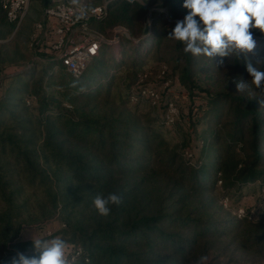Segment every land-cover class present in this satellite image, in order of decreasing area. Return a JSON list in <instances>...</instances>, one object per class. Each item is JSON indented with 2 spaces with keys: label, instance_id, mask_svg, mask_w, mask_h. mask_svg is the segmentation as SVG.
<instances>
[{
  "label": "trees",
  "instance_id": "1",
  "mask_svg": "<svg viewBox=\"0 0 264 264\" xmlns=\"http://www.w3.org/2000/svg\"><path fill=\"white\" fill-rule=\"evenodd\" d=\"M182 5L113 1L94 26L106 35L125 28L127 54L119 59L103 45L80 79L69 76L54 92L43 76L55 63L47 39L30 45L45 5L32 0L13 37L0 6V77L24 68L32 52L43 72L0 79V88L10 81L0 90V264L33 255L32 242L19 241L23 230L58 218L64 227L48 238L81 248L76 264H195L225 240L264 253V94L246 69L251 62L264 71V34L252 29L257 46L247 57L193 56L168 38L187 14ZM241 80L247 87L238 92ZM149 87L164 113L177 107L186 145H172L144 111ZM257 184L247 206L243 190ZM109 193L122 202L101 216L93 200ZM230 196L235 207L222 203Z\"/></svg>",
  "mask_w": 264,
  "mask_h": 264
},
{
  "label": "clouds",
  "instance_id": "2",
  "mask_svg": "<svg viewBox=\"0 0 264 264\" xmlns=\"http://www.w3.org/2000/svg\"><path fill=\"white\" fill-rule=\"evenodd\" d=\"M187 14L178 20L168 38L182 42L184 52L193 56L229 57L232 54L245 57L252 53L257 42L252 29L264 34V0H183ZM198 17V19H197ZM251 83L264 94V71L246 65ZM238 92H243L247 83L237 82ZM122 202L117 193L106 197L98 194L93 205L101 216L111 213V206ZM33 255L17 252L11 264H76L75 257L66 255V242L55 237L32 239ZM208 256H200L195 264H208Z\"/></svg>",
  "mask_w": 264,
  "mask_h": 264
},
{
  "label": "built area",
  "instance_id": "3",
  "mask_svg": "<svg viewBox=\"0 0 264 264\" xmlns=\"http://www.w3.org/2000/svg\"><path fill=\"white\" fill-rule=\"evenodd\" d=\"M45 6L43 18L35 23L31 36V47L43 41L49 43L55 63H60L68 75L80 79L89 65L99 57L103 45H112L118 39L100 33L94 23L102 21L108 15L109 5L113 0H40ZM129 4L139 0H123ZM32 0H0V6L5 11L8 21L14 25L15 35L25 19ZM122 32V31H121ZM127 34V32H126ZM36 59V58H35ZM168 84H165L167 87ZM136 89L132 91L133 103L136 101ZM158 89L149 87L142 90V99H148L153 106L160 101ZM30 104V101L28 102ZM179 116L177 107L170 103L165 113L167 124H174ZM244 211L239 210L241 217ZM82 249L66 251L69 259L77 257Z\"/></svg>",
  "mask_w": 264,
  "mask_h": 264
},
{
  "label": "rangeland",
  "instance_id": "4",
  "mask_svg": "<svg viewBox=\"0 0 264 264\" xmlns=\"http://www.w3.org/2000/svg\"><path fill=\"white\" fill-rule=\"evenodd\" d=\"M113 1H115V0H113ZM102 2H104V0L94 1V3H102ZM147 23H148V21H147ZM33 28H34V26H33ZM126 32H127V34H126ZM114 34L118 35V40H116L115 43H113L112 45L109 44V46L107 48H105L104 50H105V52H107V54H109V55L114 54L117 58L120 59L121 57H125V54H127L125 50H127V48L130 46L127 43V40L128 39L131 40V37H129L128 31L123 27H117L113 31L107 32V35L111 39L114 38V36H115ZM13 36L14 35H12V37ZM5 42L6 41H0V44H4ZM29 44L30 43H28V47H29ZM35 58L36 57H34V53L32 52L30 57H29L30 62L28 64H25L26 66L24 68L19 69V71H14L12 74H8V75H17V74H22V73L23 74L26 73L29 75H35V76L43 75V72L41 69L42 64L41 63L38 64V63L34 62L37 59V58L36 59ZM20 71H21V73H20ZM8 75H2L0 77V79L5 78V77H9ZM43 76H44L45 81H48L50 79V87L48 89V92H54L57 89L55 87V85H57V84L65 85V84H70L72 82L68 73L62 68V65L60 63H54L51 68L47 69V73H45ZM204 77L206 79L207 75H205ZM38 78H40V77H38ZM207 82L210 85V87H212V89L216 88V86L213 84L212 81H210L208 79ZM9 85H10V81L8 80V78L3 79V84L0 88L1 92L5 93V90L9 87ZM143 109L151 119L155 120V128L160 130L162 132V135L165 137V139H167L169 142H171L172 145L180 147V145H182V144L183 145L187 144V141L184 142V137L186 135V129H185L186 124L184 123V121H181V122L178 121L176 124L174 123L175 125L174 124H167V127H165V126H162L160 124L161 123L160 121H162L161 119L165 116L164 115L165 113L163 112L162 108H159V106H153L152 105L150 108L145 107ZM177 119H178V117H176L175 122L177 121ZM183 148H184V146H183ZM218 185L220 186V183ZM259 186H260L259 184H257V186H253V187L248 186L246 189L243 190V193L245 195L247 194L245 196V199H244L246 201L247 206L255 204L254 203L255 197L250 196V194H248V193L252 192L253 188L256 187L255 191H257V192H256L255 196L258 195L260 193V189L258 188ZM221 192H222L221 190L218 191V193H221ZM222 203L225 206L228 204L229 205L231 204L232 207L236 206L235 200L232 196L225 199ZM230 211L234 212L232 209H230ZM242 211H245V210H242ZM62 227H64L63 222L60 218H58V219H54V220L50 221L46 225V227L43 229H38V228H33V229H36V231L38 233L37 237H39L41 239H51L53 237H50V238H48V237L51 236V234H54L55 232L62 229ZM25 229H29V228H25ZM22 233H21V235H22ZM19 241L23 242V243L24 242H32V241L21 240V236L19 238ZM228 243H229V241L225 240L224 242H222V244L220 246H217L218 248L210 250L209 254H208V258H209L208 263H211V264H264V257H263L264 253H263V251L261 252L259 249H253V250H244L245 252H243V251L238 250L235 247V245H229Z\"/></svg>",
  "mask_w": 264,
  "mask_h": 264
},
{
  "label": "crops",
  "instance_id": "5",
  "mask_svg": "<svg viewBox=\"0 0 264 264\" xmlns=\"http://www.w3.org/2000/svg\"><path fill=\"white\" fill-rule=\"evenodd\" d=\"M38 233L36 231V229L33 228H29V229H25L21 235V240L23 241H32V239H37L39 237Z\"/></svg>",
  "mask_w": 264,
  "mask_h": 264
},
{
  "label": "water",
  "instance_id": "6",
  "mask_svg": "<svg viewBox=\"0 0 264 264\" xmlns=\"http://www.w3.org/2000/svg\"><path fill=\"white\" fill-rule=\"evenodd\" d=\"M118 40V39H117Z\"/></svg>",
  "mask_w": 264,
  "mask_h": 264
}]
</instances>
